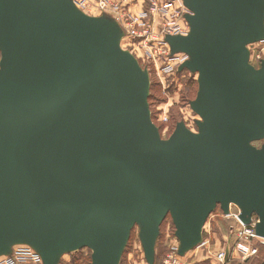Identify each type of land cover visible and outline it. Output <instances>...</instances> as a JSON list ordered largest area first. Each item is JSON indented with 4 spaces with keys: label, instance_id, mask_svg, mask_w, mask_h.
<instances>
[{
    "label": "water",
    "instance_id": "obj_1",
    "mask_svg": "<svg viewBox=\"0 0 264 264\" xmlns=\"http://www.w3.org/2000/svg\"><path fill=\"white\" fill-rule=\"evenodd\" d=\"M168 35L198 73L199 115L168 138L152 119L150 71L110 15L74 0H0V256L32 246L43 264L88 248L121 264L134 227L154 264L170 216L184 256L218 205L264 238V0H184Z\"/></svg>",
    "mask_w": 264,
    "mask_h": 264
},
{
    "label": "rangeland",
    "instance_id": "obj_2",
    "mask_svg": "<svg viewBox=\"0 0 264 264\" xmlns=\"http://www.w3.org/2000/svg\"><path fill=\"white\" fill-rule=\"evenodd\" d=\"M85 1L88 4L82 6L86 13L94 16L104 13L100 6L102 0ZM171 1L174 2L168 3ZM107 4L109 14L118 16L130 30L122 39V46L133 52L142 66L150 71L149 104L152 119L160 128L161 136L163 138L171 136L180 121H184L188 128L196 131L198 129L196 120L200 117L192 109L190 102L196 98L198 93V73H193L187 68L180 71L177 62L167 58L168 49L162 42L158 46L155 45L154 41L149 42L147 46L145 45V42H148V35L151 37L154 30H157L158 37L162 39L166 29L168 31L173 24H179V21H182L185 8L182 6L181 0H107ZM134 29L137 31L136 35H134ZM249 49L251 51V63L259 67L261 58L264 59V41L251 44ZM254 144L261 147L264 144V139ZM220 214L221 208L218 206L209 216L204 228L206 244L199 249H196L198 246L193 248L194 250L189 253V260L192 261L205 255L207 260L203 264H211L213 256L218 251L232 245V247L235 246L236 260L231 264H264V243H261L259 238L248 240L243 236L242 238L237 237L235 235L236 220L233 218L226 219L223 217L224 215ZM170 222L172 219L167 216L163 222V234L166 231L165 245L172 249L176 237L175 228L173 227L172 233ZM132 232L128 251L124 252L122 258L125 264H140L143 248L139 237H137L139 228L134 227ZM257 247L259 249L257 255L250 257L245 255L246 253H253L254 251L251 252V250ZM130 252L131 254L127 256ZM161 258L158 263L162 262L163 259L161 260ZM66 263L71 264V261Z\"/></svg>",
    "mask_w": 264,
    "mask_h": 264
},
{
    "label": "built area",
    "instance_id": "obj_3",
    "mask_svg": "<svg viewBox=\"0 0 264 264\" xmlns=\"http://www.w3.org/2000/svg\"><path fill=\"white\" fill-rule=\"evenodd\" d=\"M74 1L78 5V7L81 8L83 11H84V8L82 5L88 4V2H86L85 0H74ZM173 2L174 1H171L168 3L172 4ZM181 3H182V6L185 8L183 15H182V18H183L182 21H179V24H173L170 30L167 31L166 29L162 39L158 37L157 30H154V34L151 37L148 35V42H145L146 46L149 45V42L154 41L156 46H158L159 43L162 42V44L165 45V47L168 49L167 58L173 62H177L176 64L178 68L182 63H184L189 58V56L184 52L172 54L171 46L166 41V37L168 35H178V34L187 35L190 32V24L186 18V15L188 12H190V10L184 4V0H181ZM100 6L102 8L101 10L104 11V13L102 14L110 15L107 9L109 7L107 4V0H102ZM110 16H112L119 22V24L121 25L124 31V37H125L127 34V31L130 32L128 27L124 24L122 20H120L118 16H114L112 14ZM136 34H137V31L136 29H134V35ZM262 60L263 59L261 58V61ZM231 215L238 218L239 220L238 222L239 230L235 232L237 237L242 238L243 236L248 240H251V238H259L260 242L264 243V238L260 237L256 232V224L259 221L258 216L256 215L253 216L252 223L246 224L241 219H239L238 213H232ZM205 244H206V240L203 239V241L198 245L196 249H199ZM178 246H179L178 239L175 238V245L172 247L171 251H169L167 255L162 258L163 260L161 259L162 262H159V263L154 262V264H203V262L207 260V257H205V255H202V257L200 258L190 261L189 253L192 252L194 249H192L191 251L187 252L184 256H182L178 252ZM240 250L242 249L240 248ZM247 251L249 252V249ZM252 251L254 252L250 254L246 253L245 255H248L247 257L257 255L259 252V249L258 247L253 248L251 252ZM64 256H65L64 257L65 262L70 260V256H71L70 254H66ZM242 259L245 260L244 258ZM235 260H236L235 246L232 247V245H229L228 247H225L222 250L218 251L213 256V262L211 260V264H231ZM0 264H43V259H42V256L32 246L28 244H17L12 247L11 253L0 256ZM140 264H149L144 255L142 256V260ZM204 264H207V263H204Z\"/></svg>",
    "mask_w": 264,
    "mask_h": 264
},
{
    "label": "trees",
    "instance_id": "obj_4",
    "mask_svg": "<svg viewBox=\"0 0 264 264\" xmlns=\"http://www.w3.org/2000/svg\"><path fill=\"white\" fill-rule=\"evenodd\" d=\"M170 223H171L170 225H171L172 233H173L174 224H173V222H170ZM164 225H165V223H164ZM163 228H164V226H163V223H162V225H161V233L159 235V238H158L157 244H156V252H157V257H156L157 260L156 261L157 262L160 261L161 257L163 258L169 251H171V249H169V247H167L165 245V242H166V237H165L166 231L163 234ZM131 236H132V234H131ZM128 245H129V243H128ZM128 245H127V247L125 249L126 252L128 251ZM85 251H87V252H85ZM69 254L71 255V259H70L71 264H91V250L90 249H86L85 250V248H83V249L77 250V251L69 253ZM64 257L65 256H63L60 264H67L65 262V260H64ZM123 260L124 259L122 258V263L121 264H124Z\"/></svg>",
    "mask_w": 264,
    "mask_h": 264
},
{
    "label": "flooded vegetation",
    "instance_id": "obj_5",
    "mask_svg": "<svg viewBox=\"0 0 264 264\" xmlns=\"http://www.w3.org/2000/svg\"><path fill=\"white\" fill-rule=\"evenodd\" d=\"M218 206H220V205H218ZM218 206L216 207V209L218 208ZM221 208V207H220ZM234 208H236V210H234ZM215 209V210H216ZM214 210V211H215ZM213 211V212H214ZM213 212H212V214H213ZM232 213H238L239 215H240V213H241V210H240V208L238 207V206H236L235 204H231L230 205V211H229V213L228 214H225L224 213V211L222 210V208H221V214L220 215H224L223 217L224 218H229V219H234V220H236L235 222H237V227H236V231L237 230H239V224H238V222H239V220H238V218H236V217H234L233 215H231ZM256 214H254L253 216H255ZM253 216H252V218H253ZM257 216V215H256ZM239 219H240V217H239ZM258 219H259V217H258ZM251 223H252V221H251ZM248 224H250V223H248ZM205 226H206V224H205ZM205 226H204V228H205ZM175 227V226H174ZM235 235H236V233H235ZM137 236L139 237V235H138V233H137ZM203 239H204V229H203ZM140 240V239H139ZM179 242V241H178ZM191 251V250H190ZM144 253V251L143 252H141V258H142V256L144 255L143 254ZM131 254V252L130 253H128V255L127 256H129ZM145 256V255H144ZM157 252H156V256H155V262H157L156 260H157ZM125 264V263H124Z\"/></svg>",
    "mask_w": 264,
    "mask_h": 264
}]
</instances>
